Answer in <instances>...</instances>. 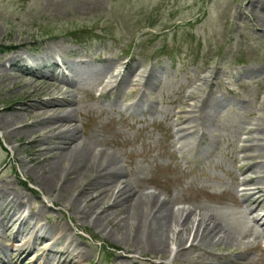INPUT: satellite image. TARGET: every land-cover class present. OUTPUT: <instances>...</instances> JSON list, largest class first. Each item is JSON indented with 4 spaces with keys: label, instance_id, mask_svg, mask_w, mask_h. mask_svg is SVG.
<instances>
[{
    "label": "rangeland",
    "instance_id": "obj_1",
    "mask_svg": "<svg viewBox=\"0 0 264 264\" xmlns=\"http://www.w3.org/2000/svg\"><path fill=\"white\" fill-rule=\"evenodd\" d=\"M137 31L142 32L137 40L145 50L134 48L121 61L119 51H126L130 35ZM81 34L92 36L85 48L75 41ZM164 39L176 62L153 58ZM11 47L16 48L3 54ZM15 55L22 59L12 63L9 59ZM36 58L39 61L34 62ZM42 62L46 68L40 67ZM21 65L31 66L33 79L48 78L49 85L38 89L44 93L42 100L58 93L54 98L59 104L67 101L74 110L71 119L79 140L112 153L131 189L155 192L170 204L235 209L236 144L254 124L251 146H264V0H0V122L13 115L6 107L23 103L27 92L36 88L15 72ZM203 75V84L192 90L196 93L189 105L197 107L201 101L204 139L198 138L195 121L184 134V150L175 151L171 114L181 108L183 91L195 87L193 83ZM102 78L106 91L96 87ZM100 89L106 94L94 102ZM7 131L0 125V230L8 226L9 214L30 215L31 207L39 212L44 205L48 207L45 216L50 214L51 222L69 227L76 243L88 252L78 264H120L116 259L125 255L124 249L131 252L141 247L112 236L114 230L106 221L98 227L90 219L85 223L80 216L71 218L76 207L66 210L63 206L80 181L75 179L59 193L42 190L36 181L42 173L33 170L32 160L27 161L28 149L11 150L26 135L19 142L18 136ZM43 144L52 148L55 141ZM246 170L241 169V174ZM249 172L244 176H251ZM3 186L22 195L24 206L16 200L8 204ZM110 203L108 199L97 207ZM69 217L80 225L77 229ZM46 226L52 235L53 227ZM17 229L14 224L6 231L7 238ZM80 236L86 244H80ZM24 239V234L19 235L10 247L11 242L0 237V256H13L14 247ZM223 248L213 251L223 252ZM129 256L139 262L150 259Z\"/></svg>",
    "mask_w": 264,
    "mask_h": 264
},
{
    "label": "bare ground",
    "instance_id": "obj_2",
    "mask_svg": "<svg viewBox=\"0 0 264 264\" xmlns=\"http://www.w3.org/2000/svg\"><path fill=\"white\" fill-rule=\"evenodd\" d=\"M20 58V55H15L9 60L15 63ZM37 61L39 59H34V62ZM40 67L45 68V63L42 62ZM15 72L24 75L23 79L34 82L36 88L32 93L27 92L23 97L24 101H21L23 103L6 107L5 110H11L13 115L3 117L0 122L1 129L4 132L8 129L7 133L10 136H18L19 142L26 135L25 141L20 142L18 146L11 147V150L28 149L27 161L32 160L33 170L42 173L36 179L38 186L42 190H47L48 194L52 190L59 193L75 179L80 181L79 188L76 186L79 181L74 185L76 186L75 194L69 198L67 205H62L66 210L76 207L72 210L71 218L75 219L74 216H80L79 220L85 223L87 219H90V224L98 227L106 221L107 225L114 230L112 236L121 242L141 246L131 252L124 249L125 254H150L155 259H163L171 255L172 261L181 258L186 262L188 249L198 246L203 250L214 249L217 246L234 248L237 243L240 244V237L244 238L252 234L256 242L264 240V230L260 229L261 225L258 224V222L264 224V190L259 187L249 188V186H255L256 178L238 181L246 189L242 191L243 201L241 205L236 206V213L211 216L201 214L197 209L189 207L172 209L165 200H161L156 195L131 189L126 184L127 179L123 176L120 164L113 158V154L102 149H92L83 140H79L77 127L71 119L74 110L70 108L67 101L66 104H59V100L54 98L58 93L52 94V97L46 101L42 100L44 93L38 89L43 85H49L45 82L47 80L44 76L33 79V71L30 68L16 69ZM9 79L15 82L14 76ZM19 114L24 117H19ZM178 114L176 122L182 121L181 126L184 128L185 117L191 113L187 110ZM201 114L204 115L203 109ZM191 123H193L192 120L189 121V124ZM202 125L206 128L205 118ZM179 131L181 135L185 132L183 129ZM49 140L55 141L52 148L43 144L44 141ZM178 143L182 145L179 138ZM243 147L246 149L245 146ZM261 152L262 149L258 151V153ZM246 159L253 162L257 158L246 156ZM254 168L256 170L253 174H264L262 163L257 162ZM3 187L8 195V204L16 200L19 201V205H23L22 195L16 190L11 191L8 186ZM80 193H84L83 198L80 197ZM108 199L111 200L110 204L103 208L97 207L104 205L105 200ZM100 200L102 201L99 202ZM46 211L43 205L39 212L33 214V218L39 219L45 215ZM7 219L8 226L2 228V233L19 220L16 213L9 214ZM75 226L78 228L80 225ZM68 233V227L56 226L55 237L41 236L40 245L44 244L41 254H37L36 248L26 241L15 249L13 259L17 261L23 259L22 263L30 259V264H77L86 253L68 239ZM170 241L174 243L173 252L169 246ZM187 242L188 249L185 248ZM30 251L32 252L29 255ZM49 254L54 258L48 259ZM13 259L5 263L8 264ZM128 261L133 263L132 260Z\"/></svg>",
    "mask_w": 264,
    "mask_h": 264
}]
</instances>
